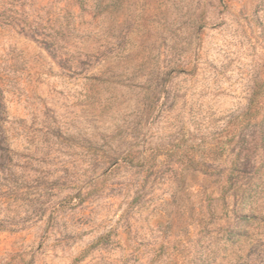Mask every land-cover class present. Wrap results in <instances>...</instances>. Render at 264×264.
Here are the masks:
<instances>
[{
  "label": "rangeland",
  "instance_id": "obj_1",
  "mask_svg": "<svg viewBox=\"0 0 264 264\" xmlns=\"http://www.w3.org/2000/svg\"><path fill=\"white\" fill-rule=\"evenodd\" d=\"M263 101L264 0H0V264H264Z\"/></svg>",
  "mask_w": 264,
  "mask_h": 264
},
{
  "label": "trees",
  "instance_id": "obj_2",
  "mask_svg": "<svg viewBox=\"0 0 264 264\" xmlns=\"http://www.w3.org/2000/svg\"><path fill=\"white\" fill-rule=\"evenodd\" d=\"M82 11H87L88 0H72ZM252 107L248 108L247 114L250 113ZM262 110L264 112V101L262 103ZM254 113H257L256 111Z\"/></svg>",
  "mask_w": 264,
  "mask_h": 264
}]
</instances>
